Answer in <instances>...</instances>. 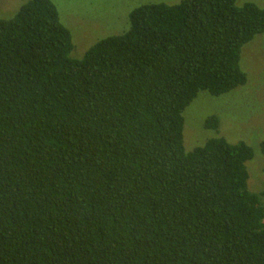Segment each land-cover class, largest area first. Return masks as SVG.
<instances>
[{
	"label": "trees",
	"instance_id": "1",
	"mask_svg": "<svg viewBox=\"0 0 264 264\" xmlns=\"http://www.w3.org/2000/svg\"><path fill=\"white\" fill-rule=\"evenodd\" d=\"M129 18L80 58L52 0L0 18V264H264L253 147L187 151L183 114L247 84L264 6L145 3Z\"/></svg>",
	"mask_w": 264,
	"mask_h": 264
},
{
	"label": "rangeland",
	"instance_id": "2",
	"mask_svg": "<svg viewBox=\"0 0 264 264\" xmlns=\"http://www.w3.org/2000/svg\"><path fill=\"white\" fill-rule=\"evenodd\" d=\"M29 0H0V18L12 16ZM62 22L71 30L73 57H82L96 41L122 33L130 22L131 11L145 3L176 4L182 0H52ZM264 0H237L239 6ZM241 67L248 75L245 86L216 97L201 91L184 111V142L187 151L202 146L210 138L225 137L231 143L244 141L254 149L247 163L249 188L261 194L264 203V33L243 47ZM216 115L218 128L206 127L208 117Z\"/></svg>",
	"mask_w": 264,
	"mask_h": 264
}]
</instances>
